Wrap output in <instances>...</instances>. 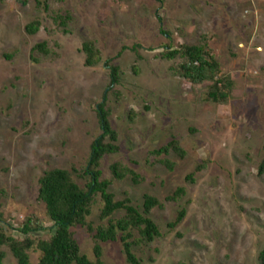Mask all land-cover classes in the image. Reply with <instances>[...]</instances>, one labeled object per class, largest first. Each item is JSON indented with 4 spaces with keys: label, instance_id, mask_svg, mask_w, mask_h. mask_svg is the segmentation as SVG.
I'll list each match as a JSON object with an SVG mask.
<instances>
[{
    "label": "rangeland",
    "instance_id": "1",
    "mask_svg": "<svg viewBox=\"0 0 264 264\" xmlns=\"http://www.w3.org/2000/svg\"><path fill=\"white\" fill-rule=\"evenodd\" d=\"M46 1L54 11L72 12L69 33L38 6ZM35 18L43 25L32 36L26 26ZM201 36L235 82L226 104L207 102L208 83L194 86L175 77L172 68L180 59L160 56L165 45H194ZM44 41L54 54H32ZM85 41L102 53L95 67L85 66ZM137 45L143 47L138 54ZM119 54L121 85L106 105L120 151L102 160L103 178L112 179L110 166L122 163L144 181H114L116 199L128 197L142 208L151 195L164 204L151 214L162 237L135 245L134 254L143 264H261L264 0H0V213L12 233L20 235L16 229L29 215L51 226L38 201L39 180L48 169L86 166L100 134L96 109L110 83L104 61ZM174 138L187 156H163L177 163L171 172L149 153ZM192 174L194 182H188ZM178 187L186 188V196L166 201ZM101 206L96 198L89 218L95 226ZM182 209L186 217L171 229ZM75 238L94 260L92 235L79 228ZM102 247L104 264H129L120 242ZM0 253L2 264H17L8 246ZM30 260L39 264V253L31 252Z\"/></svg>",
    "mask_w": 264,
    "mask_h": 264
},
{
    "label": "trees",
    "instance_id": "2",
    "mask_svg": "<svg viewBox=\"0 0 264 264\" xmlns=\"http://www.w3.org/2000/svg\"><path fill=\"white\" fill-rule=\"evenodd\" d=\"M120 2L131 0H117ZM38 6H44L49 13L53 24L64 33H69L70 25L74 19L69 10H52L50 3L37 2ZM161 22V18L159 17ZM42 22L35 18L26 26L29 35H36ZM163 34L172 40L169 32L162 30ZM161 57L175 61L180 59L179 64L172 68L175 77L184 79L194 86L209 84L206 101L213 104H226L232 97L235 82L230 74L225 75L220 67L216 56L209 49L208 38L201 36L194 45L183 44L179 47L165 45ZM143 49L141 45L133 48L137 54ZM155 50V48H148ZM39 52L46 56L53 55L46 41L36 44L32 54ZM82 52L85 54V66L95 67L103 62L101 51L93 41H85L82 44ZM11 58L9 55H4ZM120 58H109L104 61L110 77V83L104 94L103 101L97 106L96 112L100 124V134L91 146V152L85 167L72 170L54 168L46 170L39 180L38 201L43 203L51 226L34 215H29L23 220L16 230L20 235L12 233V226H8L0 213V248L8 246L17 264H31L30 253H39V264H104L103 243L120 242L122 252L129 264H143L133 252L135 245L139 243H152L156 238L162 237L158 224L152 219L151 214L156 208H164V204L155 196L145 195L142 208L133 205L130 198L116 199L111 191L114 181H124L131 178L136 185L144 179L135 170L122 163L116 162L110 166L112 179H104L101 170L102 160L111 154L120 151L119 135L113 128L107 107L108 94L115 91L121 85V68L115 62ZM143 57L139 56V60ZM116 96L120 97L118 91ZM175 154L180 159L187 156L180 142L174 138L168 144L149 153L154 158V163L165 167L169 171L176 169L177 163L163 158ZM264 173V163L260 167V175ZM194 175L187 176L188 182L193 181ZM187 194L185 187H178L176 191L166 198L168 202H178ZM96 198H100L102 206L99 209V224L94 225L89 218L93 214ZM118 212H124L120 218H114ZM186 217V209L178 212L177 218L169 224L175 229ZM86 229L92 235L95 246L93 248L94 260L81 253L80 245L75 238V230ZM135 233L139 238L135 239ZM49 234L48 238L43 235ZM5 258L0 253V264ZM261 264H264V250L259 254Z\"/></svg>",
    "mask_w": 264,
    "mask_h": 264
}]
</instances>
